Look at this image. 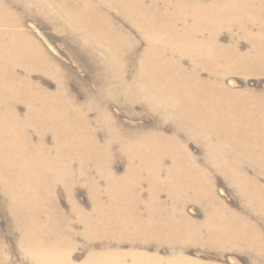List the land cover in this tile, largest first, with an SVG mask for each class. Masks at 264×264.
I'll list each match as a JSON object with an SVG mask.
<instances>
[{
  "label": "bare ground",
  "instance_id": "6f19581e",
  "mask_svg": "<svg viewBox=\"0 0 264 264\" xmlns=\"http://www.w3.org/2000/svg\"><path fill=\"white\" fill-rule=\"evenodd\" d=\"M226 3L218 4L214 0L206 3L199 0H0V188L6 199L5 217L10 223L4 226L15 230L17 245L33 264H73V240L78 236L87 247L83 264H201L176 254L181 248L173 246L178 239H174L178 235L173 231L175 226L158 219H144L145 215L158 218L161 213L169 214L158 201L163 192L174 200L187 197L209 202L212 206L206 212L215 227L208 235L212 238L210 241L221 247L233 245L254 253L258 259L264 258L261 229L246 218H238L219 201L210 181V170L196 165L186 141L181 140L186 135L208 153L232 150L251 155L248 167L236 169L222 164L217 169L225 173L241 202L251 205L249 216L264 220V186L260 184L261 178L264 180L260 156L264 151V137L253 138L264 134V102L258 103L257 99L246 98L244 93L228 88L224 78L233 73L218 72L204 65L202 58L216 57L217 60L222 55L216 56L215 50L201 41L206 29L190 30L186 26L187 21L198 19L208 21L209 26L229 18L249 24L264 21V0H226ZM187 5L194 7L189 8L192 11L188 12ZM249 15L252 17L248 18ZM43 19H51L48 22L52 24L58 21L66 28V35H70L66 41L77 46L79 60L85 57L87 48L94 57L102 59H95L97 83L89 72V81L94 84L92 90L86 89L83 81L60 65L40 45L32 28L27 27L28 21L39 23ZM118 19L146 43L134 79L139 85L123 86L124 75L119 78L103 71L108 65L118 67L122 55L137 51L131 34L117 24ZM209 40H214V36L210 34ZM253 48L261 50L258 44ZM166 55L185 56L192 60V68L187 70ZM258 55L264 59V49ZM198 67L201 72L207 69L203 71L209 79L201 78ZM242 67L247 66L233 68L247 70ZM70 73L79 90L86 91V102L82 105L78 103L81 96L77 92L74 95L68 86ZM244 73L247 72L237 74ZM33 74L50 77L56 83L55 90L52 93L41 90ZM216 79H219L217 83ZM104 97L127 106L131 110L129 114L134 104H149L158 115L156 127L135 130L121 125L109 110L111 101L103 102ZM216 102L239 103L241 108L235 112L208 105ZM244 102L254 105L246 108ZM19 105H23L24 117L19 114ZM92 111H96L97 129L93 127L95 121L92 123L90 119ZM167 119L172 124L169 135L164 128ZM47 135L52 137L51 145ZM148 135L151 141H147ZM113 148L125 154L127 167L122 176L112 167L108 152ZM143 148L150 152L153 148L168 152L164 156L173 159L166 157L162 164L142 168V157L128 150L139 152ZM167 161L172 165L165 168ZM208 161L211 163V159ZM72 163H77L80 184L89 189L88 211L74 199L72 191L78 181L72 174ZM248 168L256 174L250 177ZM143 184L148 186L149 202L144 205L145 211L140 212L139 185ZM204 184L211 189L203 191ZM58 185L68 192L71 214L76 215L75 224L58 208L55 199ZM103 197L107 198V204ZM183 237L195 239L187 234ZM116 239L143 248L152 241L156 244V253L123 252L118 248L120 243L112 245ZM243 241L244 247L240 246ZM164 245L173 254L167 259L158 255ZM3 246L0 239L1 254Z\"/></svg>",
  "mask_w": 264,
  "mask_h": 264
},
{
  "label": "rangeland",
  "instance_id": "374dc122",
  "mask_svg": "<svg viewBox=\"0 0 264 264\" xmlns=\"http://www.w3.org/2000/svg\"><path fill=\"white\" fill-rule=\"evenodd\" d=\"M13 1V0H8ZM148 1V0H146ZM171 1V0H170ZM192 2H197V0H191ZM202 3L210 2L211 0H199ZM217 1L218 4L226 3V0H214ZM231 1L228 3L230 4ZM188 7V12L192 11L189 8H194L190 6ZM206 8V7H203ZM208 10V7L206 8ZM172 11V9H170ZM202 11V10H200ZM183 13V11H182ZM251 18L252 15L247 16ZM51 20V19H48ZM48 20L44 19L41 22L28 21L27 27L33 30L34 35H36L37 41L40 43L41 46L64 68L68 71H71L72 74L76 75L83 83L86 85V89L92 90L94 88V79L96 82V60H102L99 56L94 57L93 52L91 53L90 50H85L86 54L85 57H82V60H79L77 56L76 45L70 44L66 41V35L68 31L62 24H59L56 21L54 24L52 22H48ZM232 22V24L230 23ZM117 24L123 25L125 30L131 34L132 41L136 43L137 51L134 54H124L120 58V65L116 67L115 65L109 68L107 62H110L109 59L103 58L104 61H107L108 69H103L104 72H108L112 74V76L116 77H123L124 85L123 86H130L131 84H137L134 79L137 77L138 74V62H140V55L141 52L144 50L146 43L141 38H139L134 30L130 29L128 26L121 21H116ZM186 26L190 30H202L206 29L205 33L200 37L201 41H204L208 44V47L212 48L216 52V56L218 53L222 55V58H202V63L206 66L211 67L212 69H217L218 72H231L234 75H229L224 78L225 85L233 89L237 92L244 93L246 98L257 99L256 102L263 103L264 102V59L258 55L260 51V55L264 49V21L255 22L254 24H249L245 22H240L237 20H228L220 21L217 25L209 26L208 21L203 19L198 20H190L186 22ZM210 34L214 36V40H209ZM70 36V35H69ZM69 38V37H67ZM73 41V40H72ZM81 44V43H80ZM83 44V42H82ZM87 42H84V45ZM172 44V43H171ZM254 44H258L261 46V50L255 51L253 48ZM49 45V46H48ZM173 45V44H172ZM174 47V45H173ZM108 56V55H107ZM168 57L173 58L175 61L180 62L183 67L187 70L192 68L193 62L191 59L183 56L178 58V55H173ZM96 59V60H95ZM199 59V58H198ZM233 67L238 65H244L247 67V70H237ZM202 79H209V76L206 71L207 69L197 68ZM93 80L91 83L90 75ZM239 72H247L244 73L245 75H238ZM23 74V73H22ZM211 79V78H210ZM33 80L39 82L38 87L41 90H46L49 93H52L55 90V82L47 76H43L42 74H33ZM214 80V79H211ZM216 83L219 79H216ZM35 81V82H36ZM71 81V82H70ZM34 83V82H33ZM93 84V87H92ZM70 90H72L73 94L75 95L76 92L79 96H81L79 100V104L82 105L86 102V91L85 93L80 91V86L72 80L71 73L70 79L68 82ZM82 87V86H81ZM81 88V89H85ZM263 93V94H262ZM85 97V101L83 98ZM108 97L103 98V102H107ZM111 101V100H109ZM145 105V106H144ZM213 107L217 108H230L233 111L237 112V108L240 110L241 105L233 104V103H211L208 104ZM250 105H254L253 103H246L244 102V107L248 108ZM109 110L111 114L117 118V120L121 123V125H125L127 127H131L135 130L140 129H151L156 127L158 115L154 110L152 111L149 104L144 103H137L134 104L133 111L129 114L128 112L131 111L127 106L122 107L118 103H113V101L108 103ZM20 108V116L24 117V108L23 105L18 106ZM132 107V108H133ZM148 109H146V108ZM157 109V107H155ZM159 108V107H158ZM150 110V111H149ZM96 111H92L90 115V119L93 123L94 129L98 128L95 120ZM160 119V117H159ZM156 122V123H155ZM165 130L166 133L169 135L172 133V124L170 121L165 120ZM101 133V131H99ZM36 136V134H34ZM50 135V134H48ZM47 135V136H48ZM148 137V138H147ZM146 137L147 141H151L152 138L148 135ZM264 137V134L260 136H254V139H261ZM245 139V137H241ZM248 139V137H246ZM49 145H51L52 137L48 136ZM182 141H186V145L188 147V151L190 156L195 160V163L199 167H204L206 170H210V181L212 187L214 188L216 197L222 202L230 211L234 212L238 218H246L249 222L256 224L258 228L261 229L262 233L264 234V220L259 216L255 217V215L249 216L250 213V206L251 205H244L239 199V195L233 188V186L229 183L226 178L224 172H221L217 169L222 168L223 165H228L231 168H240L248 167L247 162L249 161L248 156L252 157L249 154H242L241 152H236L232 150H221V151H212L206 152L202 147L195 142L194 140H188L186 135L181 137ZM129 148V147H126ZM130 154L139 155L142 157L141 167L145 168L147 166H151L154 164L159 165L162 164L164 158L169 157L173 159L172 156H164L169 155L168 152H160L159 149L153 148L150 152L146 148L139 150V152L132 150ZM108 154L112 157V167L116 171L117 175L122 176L125 173L127 162L124 157L125 154L121 153L117 148H113L108 152ZM163 154V155H159ZM155 156L154 160H150V156ZM211 156V158H207V156ZM261 162L264 165V151L261 152ZM211 159V163L208 161ZM221 164H220V162ZM172 162V161H171ZM137 164L138 162L135 161ZM188 163V162H187ZM165 168L170 167L172 164L167 161L165 164ZM91 167V166H90ZM71 168L73 169L72 174L78 181L73 188V195L76 203L85 211L90 209L91 204V195L89 193V189L84 184H80V179L78 176V166L77 163H72ZM248 175L254 176L256 172L252 170V168H248ZM95 176V173L92 174ZM260 184L264 186V180L261 178ZM104 188V186H102ZM130 188L129 186H125ZM147 189L148 186L146 184L139 185V190L141 191V205L139 206V211L144 212L145 207L149 202V197L147 196ZM211 189L207 184H204L202 190L207 192ZM70 197L68 192L64 190L63 187L58 185V188L55 193V199L58 204V208L64 213L66 218H68L72 223L75 224V217L76 215L73 213L71 214L72 210V203L69 200ZM179 200L172 199L166 192H163L158 201L162 204L166 212L159 214L158 218L149 217L148 215L144 216V219H151L154 220L158 219L161 222H168L169 224L175 226L177 234L174 236L175 240L174 247L180 249V252L177 251L176 254L180 255L183 258L192 261H198L201 264H264V258L258 259L256 255L252 252L248 251H241L240 249L236 248L233 245H227L225 247H221L216 242L210 241L208 235L213 231L214 222L209 217L207 211V207L209 209L212 206L209 202L205 200H197L192 198H178ZM102 200L107 204L108 200L106 197H103ZM6 209V199L4 194L0 188V239L3 240L4 246L2 248V254L0 253V264H33L32 260L27 257L22 248L17 245L16 242V232L14 229L6 228V223L10 225L8 218L6 219L5 215ZM9 216V215H8ZM10 217V216H9ZM188 221V222H187ZM185 222H187L185 226ZM166 224V223H163ZM167 225V224H166ZM12 227V225H11ZM139 227L141 224L139 223ZM153 228V226H147L146 228ZM151 230V229H149ZM152 231V230H151ZM142 234V233H141ZM149 234V233H147ZM193 237L195 239L188 240L183 236L186 235ZM139 236L137 235L136 238ZM74 245L71 254V260L73 264H83L85 259L87 258V247L82 239V237L78 236L74 238ZM245 241V240H244ZM241 242L240 246L244 247L245 242ZM120 243L118 248L123 252H130V251H145L149 255H153L156 253L154 242H148V246L145 248L139 245H130L127 243H121L120 240L116 239L112 243V245H116ZM65 248H68L67 246ZM168 246L164 245L158 252V255L162 259H167L171 254L169 251ZM172 251V250H171ZM23 252V253H22Z\"/></svg>",
  "mask_w": 264,
  "mask_h": 264
}]
</instances>
